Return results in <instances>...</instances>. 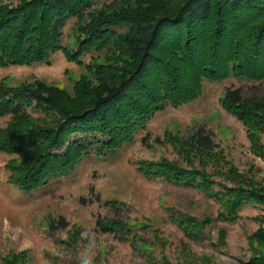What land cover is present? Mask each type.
<instances>
[{
	"label": "trees",
	"instance_id": "obj_1",
	"mask_svg": "<svg viewBox=\"0 0 264 264\" xmlns=\"http://www.w3.org/2000/svg\"><path fill=\"white\" fill-rule=\"evenodd\" d=\"M5 1L14 0H0V66L48 62L59 50L68 60L84 63L87 53L101 52L85 63L97 84L81 79L73 94L44 82L0 83V117H9L0 126V151L10 155L9 180L22 191L71 174L86 156L116 152L167 105L196 100L204 80H264V0H135L104 9L94 7L98 0H21L17 5ZM85 16L88 21L77 27L75 46L63 44L68 20ZM101 56L106 62L98 61ZM221 103L246 125L252 152L264 156L259 135L264 131V99L246 98L241 88L228 87ZM75 134L84 137L73 139ZM155 141L161 142L160 137ZM178 146L191 161L189 166L164 158L141 162L139 171L205 193L219 204L216 220L232 223L243 207H264V185L216 152L210 131L199 127ZM199 155L204 166L228 165L223 176L229 184L214 180L205 167L192 165V156ZM172 219L194 241H203L205 226L215 220L184 213ZM68 225L61 216L50 222L49 231ZM97 226L120 240L132 239L136 248L144 242L134 225L117 216L98 218ZM251 238L264 245V227ZM257 252L246 264H264V252ZM147 258L150 264H192L150 253ZM32 262L29 250L1 257V264ZM54 264L84 262L62 263L56 257Z\"/></svg>",
	"mask_w": 264,
	"mask_h": 264
},
{
	"label": "rangeland",
	"instance_id": "obj_2",
	"mask_svg": "<svg viewBox=\"0 0 264 264\" xmlns=\"http://www.w3.org/2000/svg\"><path fill=\"white\" fill-rule=\"evenodd\" d=\"M20 1L5 2L17 5ZM124 1L135 2L98 0L94 7L117 8ZM86 21V16L79 20L71 17L64 29L63 44L75 46L77 27ZM100 53L91 51L82 58L84 63H79L68 60L59 50L51 54L48 62L0 66V83L22 86L44 82L73 94L81 79L89 85L97 84L85 63ZM103 57L98 59L100 63L106 62ZM228 87L241 88L246 98L264 99V80H204L196 100L179 107L167 105L134 140L116 152L86 156L71 174L30 192L10 182L6 168L10 155L0 151V264L4 254L21 250H29L32 264H54L56 257L62 263L81 259L84 264H150L148 253L179 263L246 264L257 251L264 252V245L251 238L259 227H264V207L247 205L232 223L216 220L219 204L205 193L162 178H148L139 171L141 162L164 158L189 166L191 161L188 163L178 145L204 127L213 135L216 152H222L240 172L264 185V156L252 152L246 125L221 103ZM8 119L0 117V126H5ZM146 135L148 139L143 141ZM259 135L264 142V131ZM82 137L75 134L73 139ZM157 137L161 142L155 141ZM192 157V165L205 167L216 181L227 182L223 173L228 171V165L220 162L204 166L200 155ZM112 203L119 208L112 207ZM179 213L215 219L205 226L203 241L188 238L178 227L172 218ZM61 216L69 225L50 233V222ZM115 216L130 222L144 237V242L138 243L141 248H136L132 239L120 240L98 228V218Z\"/></svg>",
	"mask_w": 264,
	"mask_h": 264
}]
</instances>
